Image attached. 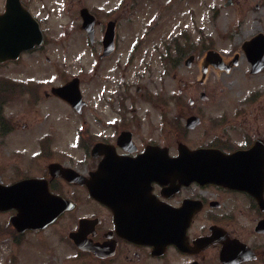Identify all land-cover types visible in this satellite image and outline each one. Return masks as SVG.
I'll return each instance as SVG.
<instances>
[{"label":"flooded vegetation","instance_id":"flooded-vegetation-1","mask_svg":"<svg viewBox=\"0 0 264 264\" xmlns=\"http://www.w3.org/2000/svg\"><path fill=\"white\" fill-rule=\"evenodd\" d=\"M18 1L35 17L43 35L48 39L50 33H47L45 23L50 28L53 21L65 17L68 22L64 26L65 36L61 38L62 41L71 36L72 33L66 32L70 25L71 29L75 28L73 31H82V38L86 36L80 12L81 15L92 16V36L99 34L106 24L112 23L114 48L104 50L101 44L89 54L96 64L94 66L91 63L94 66L92 73L87 72L88 65L81 66L82 103L79 112L63 99L51 94L53 85L49 88L42 85L39 88L27 87L21 90L23 96L14 98L19 103L23 101L31 104L32 111L33 106L38 107L41 101L48 102V106H42L46 110L44 118L54 116L55 104L58 102L60 109L67 112L63 118L65 122L61 124L64 127L73 124L76 129L74 135L75 132H80L74 144L70 143L71 137L63 144L59 141L65 130L57 124V128L29 129L28 126H33V118L28 113V120L24 122L17 121L16 113L10 115L7 112L0 118V185L33 178L39 181V188H36L38 194L41 190L48 192L46 197L41 196L47 208L52 210L57 206L62 207L57 218L46 227L22 230L12 224V216L18 213L16 208L0 209V261L5 264L14 263L19 258L20 249L16 253L17 248L28 243L36 247L41 245L47 250L54 244L49 245L48 242L55 238L46 236L33 240L32 235L45 231V235L53 234L56 232L54 225L61 222L67 229L60 226L59 241L68 242L71 250L68 258L71 260L90 259L92 264H136L138 260L127 255L138 257L143 254L149 261L154 260L159 264H168V258L171 259L174 255L185 257V264H230L219 259L222 243L218 240L231 238L247 244L254 254L253 258L241 259L234 264L264 262V241L252 243L247 233L235 230L236 227H243L242 221L237 222L238 214L239 217L255 214V222L249 233L259 238L264 237V226L259 231L256 229V225L264 221V0H243V7L238 9L243 38L234 42V48H230L232 46L228 44L218 45L215 50L222 57V60L217 59L222 63V69L215 67V59H210L203 74L202 70L206 65L204 62L207 61L205 52L198 50V41L191 42L190 49H187L181 44L180 38H177V44H173L159 36L156 43L147 41L152 46V51L140 47L144 41L139 46L137 39L141 36L142 39H151L153 36L150 34L153 26L140 32L141 34L129 33V4L138 6L139 0H123L121 5L120 0H96L99 4H95L94 0H65L68 5L65 9L62 0ZM72 2L76 3L74 10L70 12ZM104 2H113L112 15L109 10H104V6L102 8ZM163 3L167 10L172 11L171 15L186 12V19L189 18L192 21L190 24L194 25L200 8L198 0H171L168 5L167 1ZM225 4H232V0L223 5ZM5 5L6 0H0V12ZM222 7L219 6L220 9ZM55 9H58L59 14L51 12ZM220 9L215 11L218 13ZM160 14H163L162 9L154 15L156 22ZM184 19L173 20L177 25L171 28V34L182 28L187 29L181 23ZM184 35L187 34H183L182 38ZM183 40L186 42L185 38ZM227 48L230 52L225 53ZM32 53L26 55L31 56ZM187 58L190 59L186 60ZM46 60L49 61V58L46 57ZM58 60V64L51 67L54 69L52 72H58L59 75L60 83L56 85L67 81L61 75L66 67L62 64L64 58ZM240 63L239 77H235V82L240 83L238 97L219 98L217 94L208 96L204 93L197 98L183 96L182 88L195 86L194 84L199 86L209 80L212 87L218 88V92L223 91L219 82L227 85L225 77L239 68ZM153 64L156 72L160 69L163 77L169 76L179 85L173 96H152L148 87L141 84L140 77L146 76L149 66ZM183 69L188 72L194 70L195 76L191 78L189 75H179ZM199 72L201 79L198 77ZM208 76L210 77L207 79ZM91 81H98L99 84L97 90L92 84L96 91L90 92V95H95L98 91L93 99L86 93V84ZM230 83H234L233 80ZM142 87L146 88L148 95H140ZM230 92L232 91L229 89ZM203 102H208V110ZM39 108L35 110L38 111ZM167 108L173 109L170 110V117ZM51 125H55V121ZM200 126L202 128L198 129ZM181 144L193 149L215 148L225 153L251 150L243 155V159L257 165L256 174L252 176L243 168V189L194 180L167 181V165L173 164V161L167 162V158L175 157ZM96 170H100L99 181L105 180L112 184L113 209L92 197L88 191L87 182H91L92 173ZM58 200L61 202H57ZM114 213L120 216H189L185 239L181 237L185 248L181 250L171 243L161 247L160 253L153 254L151 245L132 241L119 232V227L122 228L121 221L115 220ZM82 219L85 221L80 225ZM78 228L79 237L88 246L94 245L95 250L82 249L74 244L69 235ZM212 232L216 233L215 243L206 247L195 244L199 237ZM208 250H215L217 256L214 255L207 261L205 253ZM122 257L124 258L121 259Z\"/></svg>","mask_w":264,"mask_h":264},{"label":"rangeland","instance_id":"rangeland-1","mask_svg":"<svg viewBox=\"0 0 264 264\" xmlns=\"http://www.w3.org/2000/svg\"><path fill=\"white\" fill-rule=\"evenodd\" d=\"M164 1L165 2L167 1V5L171 2V0H154L153 2L149 0H139L138 6H135V5L132 6V3L129 4V6H131V9H129L127 15H129L128 27H130L129 33H132L131 35L141 34L140 32H143L151 25L153 26L152 28L153 30L150 33L153 35L151 39L149 37H144L142 39V36L139 39H137L139 46L141 45L142 41H144V44L141 45L140 47L141 48L144 47L145 50L149 49L150 51H152L150 48L152 46L147 44V41L152 40L153 43H156L158 42L157 40L159 39V36L162 39H166L167 42L171 41L173 44H177L178 41L174 38L175 36H172L171 34L172 29H173L172 27H174V25H177L175 21L173 20H180L183 18L185 19L181 21V23L183 27H187V29H185L186 31L184 32V34H187V35H184L186 42L183 40L184 38H182L183 34L181 33V31L179 33V37L178 35H176V37L180 38L179 40L181 41V44H184L187 47V49H190L191 42L196 43L197 41L199 42V48H198L199 52H203V50L206 49L207 47L213 48L215 47V45L217 46L218 44L221 46H226L228 44L229 46H232L230 48H234L236 46V44H234L235 40L238 41L239 38L241 37L243 38L242 24L239 23V21L241 20H239L238 16H235L238 13V9L241 6L243 7L242 5L243 0H232V4H227L225 6H223V4L227 2L226 0H198V3H199L198 6H200V8H198V17L194 25L190 24V22L192 21L189 18L186 19L187 17L186 12L183 13V11H180L181 12L180 14L174 13L173 15H171L170 13L172 11L167 10L166 7L163 6ZM94 2L95 4H99L97 3L96 0H94ZM61 3L63 4L62 5L63 9H65L68 6L66 5L65 0H62ZM75 3L76 2L71 3L69 7L70 12L74 10ZM112 4L113 2L112 3L104 2L102 5V8L104 6V10L106 11L109 10V12H111L110 15L113 14ZM119 5H121V1ZM219 6H223V7L219 10V12L215 15V17H213L214 10L218 8ZM184 8L185 6H183V9ZM122 9H124V7H122ZM160 9H162L163 14H160V17L158 18L156 22V20L154 21L152 17ZM51 12L54 13L55 15L59 14L58 9H55ZM67 22H68L67 17L63 19H59L57 21L55 20L51 23L52 25H50V28H48L47 23H45L46 31L47 33H50L49 40L47 43L45 42L46 45L43 48L47 50V52L43 54V49L40 48L38 53L42 52L41 54L43 55L38 56L35 54L34 56L32 55V57L23 56V57H20V58H23L20 61L17 60V61L11 62L10 60L8 62L0 64V75H4L6 77H9L15 80L23 77L25 81L30 80L32 82L33 80L34 81L43 80L44 83L41 85L49 88L50 85L54 83H59V78H58L59 75H58V72L56 74H52L48 72L49 70H47L46 65H50V64H48L47 62H44L45 57L47 56L51 62L55 59L62 60V57H63L64 61L62 62V64H65L67 66L69 65L73 66L72 68L69 69V71L71 72H67V73L64 72L61 74L63 76L65 74L78 75V73H81V71L83 70L81 69V66L83 65H88L87 72L91 73L94 70L93 68L96 64L95 62H93L94 61L93 57H90L89 55L91 51L90 52L89 51L84 52V50L82 51L83 42L81 41V38L79 37L78 31L73 32L68 39L64 41L61 40L62 33H64V26H65V23ZM69 29L71 28L68 27L66 32H68ZM72 29H75V28H72ZM229 34H231L232 36L231 38ZM154 37H157V38H154ZM172 47H175V45ZM86 48L90 50V48L92 47L86 45ZM237 49L238 48H236V50ZM64 50H66L67 52H64ZM226 51L230 52L228 48L227 50H225V53ZM63 52L66 54H63ZM91 63L92 65L94 64L95 65L92 66ZM240 65L241 63L238 66L239 68L234 69V71L231 73L229 77H225V81H227L228 83L227 85L224 84L223 82H219V86L223 87V91L218 92L219 91L218 88L212 87L210 85L211 80H209L207 83L200 84L199 86L198 85L196 86V84H194L195 86L191 85L189 87L187 86L185 88H182L183 96L185 95L186 98L188 97L197 98V92H200V91H204L205 93H207L208 96L217 94L216 96H218L219 98H223V96L224 97L239 96L240 95V83L239 81L235 82V77H239ZM157 66L159 67V65ZM162 75H163V72L160 69H158L157 72L155 71L154 64H153L149 66V70L146 72V76L140 77V82L142 85L146 86V88L148 87L150 95L152 96L161 94L165 97L166 96L171 97L173 96L174 92L179 87V85H176L169 76L163 77ZM179 75H183V76L189 75L192 78V76H195V71L193 70L192 72H188L183 69L179 72ZM199 76H200V72L198 73V77ZM209 77L210 76H208L207 79ZM9 78H7V81L9 80ZM191 78H190V81H192ZM232 80L234 83H230V81ZM92 84L93 86H95L96 90L99 85L98 81L97 82L96 81L87 82L86 93H87V96L91 97V99H93V97L95 98L98 95V91L96 92L95 95H93V93H91L90 95V92L96 91L94 90V87L92 88ZM80 85H81V91H82V80H81ZM146 88L142 87L140 95L142 93H143V96L148 95L146 94ZM229 89L232 92L229 93ZM11 90L15 91L16 89L14 87H11ZM194 91L196 93H194ZM1 92H2V88H1ZM90 102L92 103L93 101H90ZM43 103H44L43 105L44 108L48 106L46 104L48 102H43ZM202 104L204 105L205 109H207L208 102H205V103L203 102ZM31 106H32L31 104L28 105L27 103H23V101H20V103L19 101H15L11 103L10 105H6V104H3V101L1 100V96H0L1 115H4L5 112L6 113L9 112L10 115H13L16 113L15 116L17 118V121L24 122V120H28V118L26 117V113H28V115L33 118V120L31 121L33 123V126L32 127L28 126L29 129H32V128L33 129H47V128L50 129L52 127L57 128L56 124L57 126H59V128L64 127V124H61V122L62 123L65 122L63 118L67 114V112L62 110L63 108L60 109L61 105H59L58 102H56L55 107L59 109L60 114L59 115L58 113L54 114L55 119H56L55 125H51L53 121L51 120L52 117L50 118V115H48L47 117L45 116L46 118L43 117L44 111L46 110L42 107V104H41L42 108H39V106L37 107V105L33 106V111L31 110ZM169 107L171 108L172 105H169ZM36 108H39V110L36 111L35 110ZM170 108H167L169 117H170L169 115L170 110H173ZM152 111L156 112V110H152ZM21 117H24V119L21 120ZM29 122H30V119H29ZM75 122H76V119L74 123ZM65 126H66L64 127L65 131L62 132V137L59 140L62 144L65 143L67 138L70 139V137L74 135V131H75V127L73 124L72 125L67 124ZM201 128L202 126L198 127V129H201ZM171 138H174V137H171ZM73 141H74V137L70 139V143H73ZM237 217H238L237 222L240 223V221H242L241 224L243 225V227L235 228V230H237L238 233H242V234L247 233L249 235V241L252 243H259V242L261 243L264 241V237L259 238L258 236H252L251 232L249 233L251 226H253L255 222V218H256L255 214L243 215V217H239V214H238ZM61 225H62L61 222L54 225L55 226L54 228H56V232L53 234L48 233L45 235V233H47V231H45L43 233L32 235V237L34 238L33 240L46 238V236H51L50 239L55 238L54 239L55 241L53 240V241L48 242L49 245H51L54 242V244L50 246V248H48L47 250H44V248L41 245H37L36 247L34 244L33 245H31L30 243L25 244L24 246L17 248L16 253H18L20 249L19 256H18L19 258L17 261H14V263H11V264H92L93 262L90 259L71 260L68 258L69 256L68 252L71 251L68 248V242L66 241L65 243H61L59 241L58 232H59V228ZM64 225L65 224L63 223L61 228L63 229V227H65L64 230H66L67 226H64ZM205 255L208 261L209 259L214 257V255L217 256V253L215 252V250H208L205 253ZM127 256L135 260H138V263L136 264H144V263L145 264H159L154 260L149 261V259L145 258L143 254H140L138 257L132 254H128ZM123 258L124 257H122L121 259ZM147 261L150 263H147ZM185 262H186V258L182 256L174 255V257L171 256V259L168 258V264H185ZM258 262L261 264H264V262L257 261V263ZM0 264H5V263L0 261ZM94 264H97V262H94Z\"/></svg>","mask_w":264,"mask_h":264},{"label":"water","instance_id":"water-1","mask_svg":"<svg viewBox=\"0 0 264 264\" xmlns=\"http://www.w3.org/2000/svg\"><path fill=\"white\" fill-rule=\"evenodd\" d=\"M19 15L20 14L14 16V14L11 12L4 17V21H7L8 30L7 35L0 39V61L9 58H16L20 49L29 47L34 42L38 41V37L34 28L28 29V32L25 33L29 27V21L26 17L21 18L23 20L22 24L24 26L23 35L20 38L17 37V24L15 20ZM73 86H75V83H72L71 90L69 92L58 91L63 90V88L57 89V91L64 98L69 100L72 105H76L77 93L72 95L70 94L73 90ZM240 155L241 154L226 155L220 152L203 149L193 151L187 149L185 146L180 147L179 155L176 158H167V162L173 161V164L171 166L168 165L167 167V181L179 179L182 182H187L192 179L193 176L187 178L188 175L186 174L194 171L195 176L193 179L195 178L201 182H216L225 184L229 182V180L226 178L229 173L240 172V170L232 169L240 168V161L242 160ZM183 163L184 166H182ZM165 168L162 170L164 171ZM36 187L37 184L32 180H23L7 187L0 185V208L15 207L18 209V215L13 219L15 224L20 225L18 227L23 226L25 228L44 226L58 213V211H50L49 208H47V206L44 204L45 201L41 196L46 197L48 194L42 190L40 194H38L37 190H35ZM100 189L101 186L99 183L89 184L90 193L94 197L101 199L112 206L113 199L110 197H107L106 200L103 199L101 197ZM188 220L189 217L178 216L177 219L175 218L174 225L172 221H170L169 226L165 225V227L163 226L162 228L159 224L158 230L155 226L147 228L148 222H146V225L143 229L140 227L142 230H139L140 228L130 230L125 229L124 233L127 236H130L133 240L153 244L156 247L166 243H175L177 246H179L181 241L179 237L185 232ZM143 221L145 222L146 219H143ZM199 241L201 244L207 245L210 243L211 238L208 237L203 241ZM76 242L78 244L80 243L78 239ZM222 243L223 247L220 252V258L222 260L228 261L230 259H235L234 261H236V259H240L243 253V244L237 241H222ZM180 246L182 248V244Z\"/></svg>","mask_w":264,"mask_h":264}]
</instances>
